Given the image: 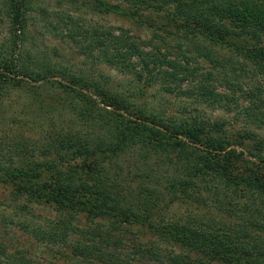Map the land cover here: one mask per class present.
Listing matches in <instances>:
<instances>
[{"label":"trees","instance_id":"obj_1","mask_svg":"<svg viewBox=\"0 0 264 264\" xmlns=\"http://www.w3.org/2000/svg\"><path fill=\"white\" fill-rule=\"evenodd\" d=\"M0 1V124L14 92L33 112V137L0 134L8 223L66 264H264V0H82L138 35L57 12L55 24L45 0ZM36 14L55 35L65 25L62 41L96 73L27 47ZM153 86L233 121L157 112ZM173 200L208 201L221 219L171 218ZM47 206L58 218L37 221ZM0 264L44 263L0 245Z\"/></svg>","mask_w":264,"mask_h":264},{"label":"rangeland","instance_id":"obj_2","mask_svg":"<svg viewBox=\"0 0 264 264\" xmlns=\"http://www.w3.org/2000/svg\"><path fill=\"white\" fill-rule=\"evenodd\" d=\"M45 7L49 10V20L53 23L56 22V18L54 17V13H62L64 15H69L76 19L80 26L88 27L100 25L103 28L114 27V28H127L131 31V33L138 35L141 34V31L133 25L131 22L127 20H123L122 18L115 16H98L94 15L91 10L86 7V1L79 0L73 3H63L60 0H45ZM1 8V1H0ZM38 15V14H36ZM37 17V22L32 23L29 27V35L27 36V47L34 48L35 51L42 52L43 55H46L48 58L52 60V63H57L58 60L67 61L71 65H76L77 70L83 72L96 73L95 68L85 59L78 54L75 53L74 47L72 43L69 45L65 44L61 38L65 37V25L62 26L60 32L57 35L55 33L49 32L47 27H43V23H39L40 26L38 28L35 25L40 21V16ZM57 23V22H56ZM55 23V24H56ZM38 24V25H39ZM3 26L0 22V35L3 34ZM60 27L59 24H57ZM52 31V30H51ZM42 55V56H43ZM62 57V58H61ZM60 63V62H59ZM62 64V63H61ZM59 64V65H61ZM201 65L208 67V63L202 61ZM97 73L99 71H103L106 76H108L113 81L120 82V87L126 88V81L119 77L114 72L110 71L107 68L101 67L97 68ZM115 81V82H116ZM130 82V79L127 80ZM114 82V83H115ZM263 83V81H262ZM136 85V84H135ZM140 86V85H138ZM137 88V87H136ZM129 89L132 91L134 87L131 86ZM146 100L148 101L150 106H153L157 112L165 110L166 114L170 117L176 118H187L188 116L193 117L195 115H200L205 118L211 119H219L226 118L227 120L233 121L230 114L225 113L223 110L220 111H212L211 108L207 107L203 104H195L192 99L183 98L178 99L174 98L171 95H164L161 92L159 93L158 86H153L147 89ZM5 116H7V122L4 124H0V134L13 138L15 140L17 137L31 138L32 135V118L33 112L29 107V102L26 101V97L21 93H12L10 97L5 101L4 108L2 109ZM185 110V111H184ZM21 115H19V114ZM15 118H17L21 123H16ZM57 116H55V120H57ZM14 120V123L11 122ZM32 120V121H31ZM58 121V120H57ZM12 124H11V123ZM241 122H237L236 124H231L227 128L231 131H235L238 126H241ZM259 135L264 137V128L257 129L256 131ZM10 189L6 187L0 186V245H3L6 248V252L13 251L14 247H20L24 249H29L33 255L36 256L37 260H40L44 264H66L63 260L59 259L57 255V248H53L52 250L48 247L45 248L41 245L36 246L32 243L31 239L25 237L23 232L19 230V228L15 224L8 223V219L12 215L9 205L15 204L11 201ZM22 202V201H20ZM18 201L17 204L20 203ZM206 203V204H205ZM197 202V201H182V200H173L170 205V210L167 211L171 218L177 220H186L188 218H198L204 222H214L217 223L221 219V213L211 204L207 202ZM7 210V211H5ZM36 214L40 215L37 221L48 222L49 219L52 220L54 218H58V215L55 213L54 209L50 207H39L34 209ZM4 215V217H2ZM47 218L48 220H45ZM16 219V218H15ZM83 220V219H82ZM6 221V222H4ZM131 232H134L135 235H143L146 233V229L143 230V233L138 232L136 227H127ZM137 230V231H136ZM136 231V233H135ZM129 236V235H128ZM147 238H143L146 240ZM19 240V243H18ZM31 243V244H27ZM23 244V246H21ZM28 247V248H27ZM39 258V259H38ZM71 264V263H67ZM75 264V263H73Z\"/></svg>","mask_w":264,"mask_h":264}]
</instances>
